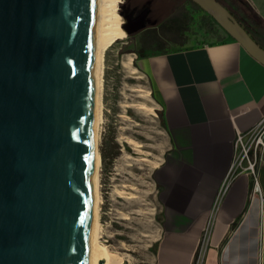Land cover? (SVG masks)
<instances>
[{"label": "water", "instance_id": "water-1", "mask_svg": "<svg viewBox=\"0 0 264 264\" xmlns=\"http://www.w3.org/2000/svg\"><path fill=\"white\" fill-rule=\"evenodd\" d=\"M190 1L264 65L225 6ZM98 8L0 0V264H90Z\"/></svg>", "mask_w": 264, "mask_h": 264}, {"label": "crops", "instance_id": "crops-1", "mask_svg": "<svg viewBox=\"0 0 264 264\" xmlns=\"http://www.w3.org/2000/svg\"><path fill=\"white\" fill-rule=\"evenodd\" d=\"M246 1L264 23V0ZM149 2L146 26L163 24L168 2ZM137 64L171 144L154 172L162 206L154 264H195L204 237L203 264H264V202L252 195L254 180L236 171L224 184L237 133L264 118V65L231 37L167 49ZM259 183L264 194L263 168Z\"/></svg>", "mask_w": 264, "mask_h": 264}, {"label": "rangeland", "instance_id": "rangeland-1", "mask_svg": "<svg viewBox=\"0 0 264 264\" xmlns=\"http://www.w3.org/2000/svg\"><path fill=\"white\" fill-rule=\"evenodd\" d=\"M143 1L121 0L118 14L124 18L122 27L125 31L130 24L123 15L128 13L125 8L130 2L137 5ZM159 1L163 7L168 2L171 14L163 24L148 28V32L156 31L157 42L154 43L151 36L147 37L146 29H139L126 32L124 39L117 40L102 52L98 241L121 258L122 264L155 263L161 236L162 206L154 172L171 148L148 78L138 67L137 59L141 57L137 52L144 48L147 40L148 51L153 52L210 45L230 38L192 1ZM227 4L238 5L242 12L258 21L246 0H229ZM174 16H181L183 22L177 18L172 20ZM174 23L181 27V32L174 30ZM143 105L149 111L142 109ZM261 168L264 166L259 171ZM259 189L255 197L264 202L260 183Z\"/></svg>", "mask_w": 264, "mask_h": 264}, {"label": "bare ground", "instance_id": "bare-ground-1", "mask_svg": "<svg viewBox=\"0 0 264 264\" xmlns=\"http://www.w3.org/2000/svg\"><path fill=\"white\" fill-rule=\"evenodd\" d=\"M121 0H99L97 22V54L95 65V115L93 133L96 146L94 200L92 210V228L90 239V264H122V259L98 241L99 207H100V155L98 152L99 126L101 122V91H102V52L117 40L127 35L122 27L124 18L118 14ZM143 92V91H142ZM148 110L147 106L141 107Z\"/></svg>", "mask_w": 264, "mask_h": 264}, {"label": "built area", "instance_id": "built-area-1", "mask_svg": "<svg viewBox=\"0 0 264 264\" xmlns=\"http://www.w3.org/2000/svg\"><path fill=\"white\" fill-rule=\"evenodd\" d=\"M235 156L228 177L224 184H228L232 173L247 172L254 180V194L259 189V168L264 166V118L258 125L247 133H237L234 141ZM207 239L204 237L195 264H203Z\"/></svg>", "mask_w": 264, "mask_h": 264}, {"label": "trees", "instance_id": "trees-1", "mask_svg": "<svg viewBox=\"0 0 264 264\" xmlns=\"http://www.w3.org/2000/svg\"><path fill=\"white\" fill-rule=\"evenodd\" d=\"M218 2H220L223 6H225L228 11L235 17V19L238 21V23L249 33V35L255 40V42H257L259 44V46L264 50V23L260 20V18H258V21L252 20L248 15H246V13L242 12L240 7L238 5H228V1L229 0H216ZM143 11H147V9L143 10ZM173 13H174V9H173ZM172 13V16L174 15ZM241 13V14H239ZM123 14V13H122ZM123 15H125L126 17H128L130 15L124 13ZM138 15H130L131 19L134 20L136 19ZM179 19L180 21L183 19L181 18V16H174V18H172V20L174 19ZM177 24L174 23L173 27H175L174 30L181 32L182 29L180 26H176ZM147 30L146 35L148 37L151 36L152 41L155 43L158 41L157 38V33L156 31H150L148 32V26H145V28ZM145 46L143 49H141L140 51H138L137 53L140 54V57H149V56H153V55H159V54H165L167 53V49L161 50V51H153V52H149L148 51V40L144 42ZM183 43L180 44V46H182ZM159 116L162 119L163 122V117L162 114L160 113Z\"/></svg>", "mask_w": 264, "mask_h": 264}, {"label": "flooded vegetation", "instance_id": "flooded-vegetation-1", "mask_svg": "<svg viewBox=\"0 0 264 264\" xmlns=\"http://www.w3.org/2000/svg\"><path fill=\"white\" fill-rule=\"evenodd\" d=\"M131 5L133 7H130ZM149 6H150L149 0H146L142 3L137 4V5H134L130 2V4L128 5V8L126 7L125 10H126V12H128L127 14L130 13V15H138V14L141 15L144 12L143 10L146 9V7H148V9H149ZM147 16H148V20H149V14H147ZM146 20H147V17H146ZM148 28H155V27H148Z\"/></svg>", "mask_w": 264, "mask_h": 264}]
</instances>
